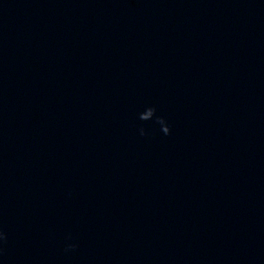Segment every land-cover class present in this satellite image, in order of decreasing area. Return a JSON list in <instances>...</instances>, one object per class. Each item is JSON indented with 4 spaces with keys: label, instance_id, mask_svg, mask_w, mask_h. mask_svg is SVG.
<instances>
[{
    "label": "clouds",
    "instance_id": "9594fccd",
    "mask_svg": "<svg viewBox=\"0 0 264 264\" xmlns=\"http://www.w3.org/2000/svg\"><path fill=\"white\" fill-rule=\"evenodd\" d=\"M138 118L141 121H150L155 119V122L160 125L161 131L165 135H170L171 134V129L170 126L168 125L166 119L163 116H158L156 115V108L155 107H147L144 111L139 113ZM140 135L144 136L147 135L145 129L141 127L139 129ZM8 241V234L4 231L2 227H0V255L3 254L5 251V245L7 244ZM71 241V237L66 238V243L64 247L65 253H69L74 251L77 248V245L75 243L68 242Z\"/></svg>",
    "mask_w": 264,
    "mask_h": 264
}]
</instances>
